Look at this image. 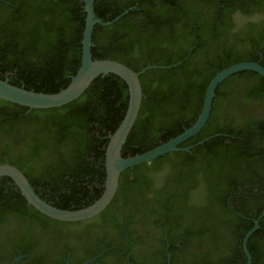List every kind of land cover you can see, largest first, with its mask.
Segmentation results:
<instances>
[{"label": "trees", "instance_id": "trees-1", "mask_svg": "<svg viewBox=\"0 0 264 264\" xmlns=\"http://www.w3.org/2000/svg\"><path fill=\"white\" fill-rule=\"evenodd\" d=\"M190 1L95 0L96 17L103 21L135 8L111 25H95L94 59H114L136 71L150 64L182 61L171 68L149 69L140 76L144 97L123 156L148 151L191 127L202 111L207 86L218 71L242 61H258L264 66V61L255 60L264 51L257 36L241 39L250 44L248 49L226 52L223 45L227 41L221 43L227 9L264 11V0ZM84 8L82 0H0V78L39 92L54 93L65 88L81 66L87 15ZM137 14L141 15L139 21L123 25L124 20ZM175 20L179 27L173 25ZM217 40L220 43L215 45ZM238 93L245 102L256 97L264 103V77L256 71L243 70L221 82L207 123L179 146L214 137L190 151L170 152L151 163L124 170L113 202L125 204L132 199L150 207L157 203L154 216L146 218L144 224L148 227L150 222L156 223L168 233L173 223L184 226L189 219L206 223V229L183 227L177 235L169 234L173 253L177 242L184 249L197 240L198 245L188 252L187 264H245L244 236L264 212V148L259 146V141H264V120L251 134L247 130L249 124L233 127L219 119L224 105ZM0 101L25 108L13 116L2 115L3 122L26 116L28 107ZM128 104L127 82L114 73L100 75L67 105L33 109L29 115L39 121L43 137L22 141L20 145L32 155L31 159L37 157V151H56L63 143L67 145L65 149L75 151L72 159L77 163L85 161L90 166L85 159H93L100 167L94 174L99 178L97 185L93 180L87 183L86 190L87 194L94 190L98 193L84 205L87 206L104 191L109 135L118 128ZM3 127L5 123L0 125ZM1 159L13 161V154L5 151ZM22 162L13 163L22 169ZM164 164L168 171L161 177L163 188L143 203L139 193L156 186ZM131 172L134 178L130 179ZM255 188L263 193L260 195ZM250 197L263 200L250 209L243 203ZM6 204L5 196H0V213L5 212L2 209ZM248 248L252 264H264V216L251 235Z\"/></svg>", "mask_w": 264, "mask_h": 264}, {"label": "flooded vegetation", "instance_id": "flooded-vegetation-1", "mask_svg": "<svg viewBox=\"0 0 264 264\" xmlns=\"http://www.w3.org/2000/svg\"><path fill=\"white\" fill-rule=\"evenodd\" d=\"M226 12L227 24L223 27L224 38H221V43L224 39L227 43L223 45V51L251 48L249 43L241 39L255 36L260 38L264 47V11L227 9ZM140 18L141 15L137 14L124 20L123 25H132ZM173 22V25L180 26L179 21ZM219 43V40L214 42L215 45ZM255 60L264 61V51ZM224 106L225 110L219 116L220 122L233 127H246L249 124L247 130L251 134L256 133L257 125L264 120V103L256 97L245 102L243 95L238 93ZM22 109L25 108L12 107L0 101V125L5 123V127L0 128V163L9 162L19 166L13 162L23 161L22 170L35 191L54 206L73 209L94 200L98 192L94 190L87 194L86 187L92 180L97 185L96 179L99 176L94 174L99 172L100 167L91 158L85 159L90 166L85 161L77 163L72 159L75 151L65 149L67 145L64 143L56 151L39 150L35 155L37 157L31 159L32 155L20 142L43 137L39 121L29 115L33 109L27 108L24 111L28 117L16 116L6 122H3L2 117L5 114L13 116ZM259 142V146L264 148V141ZM8 150L13 154V161L1 159ZM167 171L163 167L157 176L156 186L139 193L143 203L163 188L164 178L161 177ZM121 177L122 173L120 180ZM128 177L134 178V173L131 172ZM253 183L250 185L253 186ZM254 190L260 195L263 193L259 188ZM117 192L111 203L98 215L81 221H61L29 204L11 177H1L0 196H5L7 206L2 209L5 212L0 213V264H168L169 255L170 264H187L188 252L198 245L197 240L191 241L192 247L184 249L180 241L177 242L178 247L173 253L169 234L177 235L183 227L206 229L207 224L189 219L184 226L173 223L169 233L153 222L146 227L145 219L154 216V208L158 204L151 207L147 203L139 205L132 199L125 204H114ZM262 200L250 197L243 203L252 209Z\"/></svg>", "mask_w": 264, "mask_h": 264}, {"label": "water", "instance_id": "water-1", "mask_svg": "<svg viewBox=\"0 0 264 264\" xmlns=\"http://www.w3.org/2000/svg\"><path fill=\"white\" fill-rule=\"evenodd\" d=\"M85 3L86 24L82 39V61L77 73L72 76L70 83L63 89L54 93L39 92L27 89L24 86H18L10 83L9 79L0 78V99L10 101L26 106L30 109H50L67 105L79 98L93 81L100 75L114 73L122 77L129 86V104L124 118L114 133L109 135V141L105 152L106 180L102 195L93 203L78 209H63L54 206L41 198L35 191L31 182L24 171L18 166L9 162L0 163V178L4 176L11 177L21 190L29 204H32L39 211L61 221H81L92 218L101 213L113 200L118 187L121 173L136 165L151 163L153 160L167 153L174 151H190L195 146L204 144L214 136L207 137L197 143L180 147L179 145L196 135L207 123L216 95L218 85L234 73L243 70H253L264 77V66L258 61H242L232 64L220 71L210 80L205 94L202 111L196 122L189 128H186L179 135L161 143L154 148L131 156H123V147L128 136L135 125L139 115L144 92L140 76L152 68H171L181 64L182 61L171 65L150 64L136 71L126 64L114 59H94L92 55V35L96 24L111 25L121 17L126 15L134 7L123 11L113 20L103 21L96 17L95 0H82ZM264 212L255 220L254 226L245 234L243 239V249L247 257L245 264H252L253 257L248 248V241L251 235L260 227V220ZM171 256L169 255L168 264ZM86 264V262L82 263Z\"/></svg>", "mask_w": 264, "mask_h": 264}, {"label": "rangeland", "instance_id": "rangeland-1", "mask_svg": "<svg viewBox=\"0 0 264 264\" xmlns=\"http://www.w3.org/2000/svg\"><path fill=\"white\" fill-rule=\"evenodd\" d=\"M167 164H165V166L164 167H166L167 168V170H168V167L166 166Z\"/></svg>", "mask_w": 264, "mask_h": 264}]
</instances>
